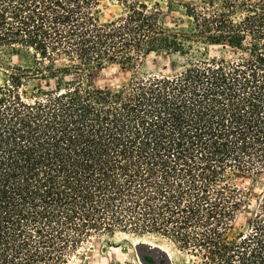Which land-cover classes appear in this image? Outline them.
<instances>
[{
  "label": "trees",
  "instance_id": "obj_1",
  "mask_svg": "<svg viewBox=\"0 0 264 264\" xmlns=\"http://www.w3.org/2000/svg\"><path fill=\"white\" fill-rule=\"evenodd\" d=\"M109 65L128 82L96 86ZM0 69V264H70L118 233L264 264L245 184L264 177V0H0Z\"/></svg>",
  "mask_w": 264,
  "mask_h": 264
},
{
  "label": "rangeland",
  "instance_id": "obj_2",
  "mask_svg": "<svg viewBox=\"0 0 264 264\" xmlns=\"http://www.w3.org/2000/svg\"><path fill=\"white\" fill-rule=\"evenodd\" d=\"M149 4L160 2L163 5H169L171 0H143ZM112 6L107 11L112 10ZM166 23L170 27H176L181 31H187L191 28L192 22L185 15L182 9L167 8ZM213 52H223L231 54V49L223 50L220 47ZM22 57H14L15 63H21ZM185 57L180 55L161 56L156 61H150L145 67L148 71L162 72L165 66L167 71L174 69L173 62L181 63ZM1 73V69H0ZM130 73L122 70L118 65H109L103 69L97 70L93 75V81L100 88H118L128 82ZM245 184L254 185L257 194L264 190V177L252 182L247 178ZM251 220V213H246L238 219L237 227L239 230L246 229ZM126 236V237H125ZM140 238L132 235L118 233L113 238L97 241L94 246L84 249L80 256L73 257L70 264H194L192 257L186 256L178 251L170 242L156 237ZM170 248L168 253L164 248ZM84 254V255H83Z\"/></svg>",
  "mask_w": 264,
  "mask_h": 264
},
{
  "label": "bare ground",
  "instance_id": "obj_3",
  "mask_svg": "<svg viewBox=\"0 0 264 264\" xmlns=\"http://www.w3.org/2000/svg\"><path fill=\"white\" fill-rule=\"evenodd\" d=\"M126 237V236H125ZM138 240H141L142 241V239L140 238V239H138ZM161 247L162 248H164L168 253H170L171 252V250H170V248H168V247H165L164 245H161Z\"/></svg>",
  "mask_w": 264,
  "mask_h": 264
},
{
  "label": "water",
  "instance_id": "obj_4",
  "mask_svg": "<svg viewBox=\"0 0 264 264\" xmlns=\"http://www.w3.org/2000/svg\"><path fill=\"white\" fill-rule=\"evenodd\" d=\"M141 239H143V238H141Z\"/></svg>",
  "mask_w": 264,
  "mask_h": 264
}]
</instances>
